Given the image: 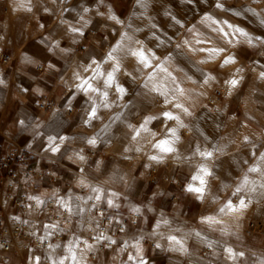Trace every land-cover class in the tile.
Returning a JSON list of instances; mask_svg holds the SVG:
<instances>
[{"label": "crops", "instance_id": "obj_1", "mask_svg": "<svg viewBox=\"0 0 264 264\" xmlns=\"http://www.w3.org/2000/svg\"><path fill=\"white\" fill-rule=\"evenodd\" d=\"M135 3L136 22L143 24L137 29L138 34H147L149 43L159 44L158 48L165 47L167 38L159 37L157 27L148 24V29L145 28L146 18L149 20L146 23H150L152 17L145 12V4H138L137 0L72 1L59 11H54L51 4L36 2L31 6L32 11H22L14 17L11 11L6 19L0 21V245L2 240H13L9 250L0 246V264H36V257L40 258L39 264H52L53 260L69 257V242L77 238L80 242L71 245L77 256L85 248L84 240L95 245L93 251L86 253V264H132L127 256L136 254L132 245L140 237H143L140 239L141 255L147 264L264 262V235H258L257 228H251L252 222H259L257 219L264 216V201L258 204L254 200H245L247 207L241 212L219 213L226 200L231 198L232 203L237 204L238 198L229 193L222 197L206 194L200 201L185 191L191 176L201 165L193 153L197 146L204 150L203 137L211 135V130L205 128L206 124L216 131L224 126L232 142L243 141V137H249L252 131L246 120H240L231 129L232 118L227 117L225 106L208 107L209 96L221 81V60L213 65L199 64L197 61L206 60V56H193L186 45L197 49L221 48L224 40L228 49L224 48L219 58L227 55L237 57L236 63L225 66L232 74L239 67H243L246 74V68L238 66L237 62L252 61L260 53V45L254 43L255 47H250L235 36L222 38L213 30L215 26L209 28L205 24H196L194 31H183L177 43L183 45L182 48L174 45L162 57L151 59L150 68L143 67L133 56L136 63L127 69L122 50L113 53L111 61H106V57ZM110 15H115L122 23L110 20ZM131 23L132 20L130 26ZM73 28L80 31L73 32ZM145 30L148 31L143 32ZM199 32L202 36L198 37ZM197 39L207 43L212 41V45L199 46ZM228 39L232 44L227 42ZM185 40L189 42L186 45L183 44ZM92 59L100 64L103 75L96 76V64L91 63ZM117 62L120 67L114 76L116 83L127 89L124 99L119 98L114 86L106 88L103 83L107 72L112 71ZM124 72L132 74L124 78L121 75ZM75 73H79V77ZM243 73L235 77L231 75L229 79H239ZM208 74L216 79L204 84V76ZM93 76L96 78L92 79ZM149 76H152L151 80ZM82 80H88L101 93L107 91V103L111 107H103L104 99L100 93L79 91L77 85ZM177 87L185 90L184 95L175 91ZM226 89L229 90L228 84ZM90 97L98 106L97 118L90 125H85L83 119L91 106ZM165 98L170 103H165ZM45 99L50 107H42ZM176 103L183 104L191 115L175 108ZM261 103L264 107V96ZM162 111L180 116L185 127L167 120L163 123L153 121L148 125L157 133V139L164 138L166 127L177 128L180 137L175 147L181 159L177 160V153H172L157 163L148 158L157 154V150L152 148L154 141L150 132L142 133L137 140L126 138L124 134L128 131V123L135 124L143 115H157ZM243 111L244 114L252 113L256 121L264 123V110L257 104L246 100ZM117 115L120 119L113 121ZM21 120L23 125L19 123ZM109 124L110 127L101 132ZM98 133L96 145H89L86 138ZM49 136L57 137V143L60 136L69 139L60 145V152L53 154L45 151ZM74 153L84 155L85 161L78 160ZM184 157L190 159L184 160ZM260 157L255 167L264 170ZM80 168L85 170L84 173L79 171ZM80 178L108 193L118 194L116 203L119 208L102 206L108 216L114 217L105 235L116 240V244H96L92 237L97 231V220L92 219L94 215L87 209L82 217L73 215L70 219L66 213L61 215L57 212V196L67 198L71 194L86 199L92 194L88 189L77 186ZM29 196H38L48 204L37 207L28 199ZM213 196L219 199L213 201ZM133 207H140L141 214L132 212ZM161 214L169 223H161L157 229L155 224L161 219ZM202 216H215L220 223H201ZM56 221L60 222L63 231H55L47 239L48 245L37 246L35 237L44 235L43 225ZM19 222L29 227L31 238L12 236ZM120 224L123 230H120ZM183 227L200 233V236L188 241L177 237L187 251H171L173 245L167 239L168 231L183 230ZM157 243L160 248L155 247ZM226 247L242 252L243 256L228 258L224 251ZM64 264L74 262L69 257Z\"/></svg>", "mask_w": 264, "mask_h": 264}, {"label": "rangeland", "instance_id": "obj_2", "mask_svg": "<svg viewBox=\"0 0 264 264\" xmlns=\"http://www.w3.org/2000/svg\"><path fill=\"white\" fill-rule=\"evenodd\" d=\"M81 2L85 0H0V21L7 18L8 12L12 11V17L16 16L22 11H32L31 6L36 2H42L46 4L53 5L54 11H59L60 8L66 6L70 2ZM144 10L152 17L150 23L146 18L145 28L148 29L149 25H155L158 29L157 34L161 38H167V43L165 47L158 48L156 43H149L147 40V34L139 35L137 29H139L141 23L136 22V14L134 11L136 8V3L132 10L130 11L128 18L126 19V25L121 29L118 39L115 40L113 46H116L119 42L125 56L122 58L124 65L127 69L133 68L134 58L128 52L129 47L132 50L143 47L147 52L151 49L156 53L157 57H162L165 53L170 51L174 45L180 41L183 31L189 28H193L196 24H205L209 28L215 26V28H223L224 31L229 33L227 38H234V36L240 41L245 42V38L237 33H234L232 29L224 23L213 24L211 20H203L205 14L211 16L217 21H228L238 27L243 28L252 37H262L264 38V0H220L221 3L225 5V9L222 10L215 7V0H144ZM139 4V3H138ZM30 9V10H29ZM132 15L134 17L132 18ZM148 15L145 14L146 17ZM175 17L177 20L181 21V24H176ZM132 20V26H130V21ZM182 25V26H181ZM145 30L143 32H146ZM125 34L126 37L125 38ZM221 34V33H220ZM202 36L198 33V37ZM222 36V34H221ZM222 38H224L222 36ZM140 41L142 43H136ZM255 44L260 45V53L250 62L240 63L237 62L238 66H244L247 70L246 74L243 73L239 80L240 84L231 90V95H229V90L226 89L225 80L229 79L232 75L229 68H221V81L214 87V90L208 98L214 100L213 104H209L208 107L215 109L217 104H221L226 107L227 117L232 118L231 129L236 126L240 120H246L250 124V129L252 130L249 135V141H239L232 142L230 135L224 126L220 130L216 131L215 128L208 127L205 125L206 129L211 130L210 136L203 137V148L204 150H212L213 145H220L224 148L223 153H216L212 160H204L198 154H196L197 159L200 164L215 165L214 171L215 176L209 178V188L207 194L223 196L227 193L232 194L236 187L240 185L241 181L247 175L249 183L244 186V190L239 194L246 201H256L260 204L264 201V170L258 172H249L248 169L256 165L259 157L264 153V123H259L256 121L254 115L251 113L244 114L243 105L245 101H250L257 104L261 109L264 107L261 103V99L264 96V79L259 78V72L264 70L260 67L264 64V45L259 44L254 41ZM197 44V43H196ZM205 45H212V41L209 43H204ZM204 44H198L203 46ZM197 45V46H198ZM188 51L195 57L206 56L208 59V54L205 52H193L191 48L186 45ZM221 48L228 47L224 44L222 40ZM1 56V50H0ZM207 63L204 64H215L221 58L215 57L214 60L209 58ZM259 61V63H254ZM129 74L124 72L121 74L124 78L128 77ZM221 92L220 95L217 93ZM254 153V155H253ZM246 161V162H245ZM223 185H227L224 187ZM251 190V191H250ZM238 203V199L236 201ZM260 221L264 220V216L257 219ZM186 229V228H185ZM169 230L170 235H174L182 238L183 240H191L196 238L195 233L191 229L185 230ZM258 235H264V226L259 225L257 227Z\"/></svg>", "mask_w": 264, "mask_h": 264}, {"label": "snow or ice", "instance_id": "obj_3", "mask_svg": "<svg viewBox=\"0 0 264 264\" xmlns=\"http://www.w3.org/2000/svg\"><path fill=\"white\" fill-rule=\"evenodd\" d=\"M189 2H191V0H189ZM137 3L142 4L143 0H137ZM215 7L218 9H222V10H230V9H225V5L223 3H221L220 0H215ZM109 19L115 21L117 24L122 23V21H120L115 15H110ZM172 19L175 20L176 24H181V21L177 20L175 17H172ZM203 20H211L213 24H219V23L226 24L228 26V28L233 30L234 33H237L240 36L244 37L246 43L250 47H255L254 41L258 42L259 44L264 45V38H262V37H255L254 38L248 32H246L243 28L238 27L234 24H231L228 21H223V22L217 21L207 14L204 15ZM153 27H155V25H153ZM213 30L217 31L218 33H221L224 38H227L229 36V33L224 31L223 28H216ZM72 31L73 32H79L80 30L77 28H73ZM188 31L192 32V31H194V29L189 28ZM125 38H127L126 34H125ZM227 42L229 44H232L231 39H228ZM136 43H142V42L137 41ZM161 43H163V42L161 41ZM188 43L189 42L187 40H185L183 42V44H185V45ZM196 43L197 44H204V43H207V41L197 39ZM121 47H122V45L118 42L117 45L114 46L111 49V51L108 52L107 57H106V61L113 60L114 59L113 53L117 52L118 49H120ZM157 47H159V44L157 45ZM182 47H183V45H181V44L177 45L178 49H180ZM191 51H193V52H197V51L198 52H205L208 54L209 58H214V57L220 56V54L223 53L225 51V49L224 48H218V47H211V48H203L202 47L199 49L191 48ZM128 52L132 56L136 57L138 63L143 65V67H145V68H150L152 66L151 59L156 58V53L154 51H152L151 49H148V51L146 52L143 47H141L137 50H132L129 47ZM262 55H264V53H262ZM236 61H237V57L235 55L223 56L221 58V62L219 64V67L224 68L226 65L236 63ZM207 62H208V60L197 61V63H199V64H204ZM91 63L96 64V69H95L96 76L103 75V73H101V71H100V64L97 62V60L92 59ZM254 63H259V61H256ZM88 67H91V65H88ZM88 67L85 68V71L88 70ZM119 67H120L119 62H117L115 67L113 68V70L110 72H107V78H106V80L103 81V83H104V86L106 88L114 86L116 92L119 94V98L124 99L127 95V89L124 86L116 83L115 76H114V72L118 71ZM260 67L262 69H264V64H261ZM243 72H244V68L239 67L235 70V73H233L232 75H233V77H235L236 75L243 73ZM75 75L77 77H79V73H75ZM169 75H171V74H169ZM96 76H93L92 79H95ZM259 78L264 79V70L259 72ZM148 79L151 80L152 76H149ZM188 79L191 80L192 77H188ZM215 79H216V77L214 75L208 74V75L204 76L203 83L208 84L211 80H215ZM173 80L175 81V77H173ZM240 82L241 81L239 79H236V78H231V79L225 80V83L229 85V95H231V90L235 89L240 84ZM0 83H2V81H0ZM193 83H195V81H193ZM145 86H147V85H145ZM77 89L79 91L86 93V94L88 92L100 93V95H102V97L104 99L103 107L104 108H110L111 107V105H109L107 103L108 92L103 91L101 93L100 90L98 88H94L92 86V84L89 83L88 80H82V82L79 85H77ZM175 91L178 92L180 95H184V92H185V90L183 88H179V87H177L175 89ZM161 95H164V93H161ZM89 99L91 101V106L85 112V118L83 119V123L85 125H90L91 122L97 118L98 106L96 105L94 99H92L91 97ZM165 103H170V101H168L167 98H165ZM125 107H127V105H125ZM174 107L177 109H180L186 115H191V112L189 111V109L184 107L183 104H181V103H176L174 105ZM119 119H120V115H117V116L112 118L113 121L119 120ZM165 120L176 121L179 127H181V128L185 127L180 116L174 115L171 111H162L161 113H159L157 115H143L141 117V119L138 120L135 124L134 123H128L126 125V128L128 129V131L124 134L126 138L130 137V139H132V140H137L138 138H141L142 133H149L150 132L151 136L153 138V141H154V142H152V148L157 150V154L156 155H150L148 158L150 160L156 161L157 163L163 161L166 155H169L172 153H177V149L175 147V144L180 140V137L177 135V128H175V127H166L164 134H163L164 138H161V139H157L156 138L157 133L155 131H152L148 127V125L153 121H160L161 123H163ZM19 123L21 125H23L24 121L21 120V121H19ZM109 127H110V124L105 125L104 128L101 129V132L106 131ZM72 138L75 139L76 137H72ZM67 139H69V137L60 136L59 137V143H57V137L49 136L48 137V145H47V148L45 149V151H50L53 154L60 152V150H61L60 145L63 144L64 141ZM86 139H87V143L89 145L95 146L97 143V140L99 139V133L94 137H89ZM243 141L248 142L249 138L247 136H244ZM128 150H130V149H125V151H128ZM137 151H139V149H137ZM223 151H224V148L220 145H213L212 150H201L199 148V146H197L193 155L198 154L204 160H212L214 157V154L223 153ZM73 155H74V157L78 158V160H80V161H85V159H86V157L84 155H81L80 153H74ZM253 155H254V153H253ZM176 159L177 160L181 159V156L179 155V153H177ZM183 159L188 160L190 158L184 157ZM260 160L262 162H264V153L261 154ZM214 168H215L214 164H212V165H208V164L199 165L196 173L191 176V181L185 186V191L188 193L194 194L196 196L197 200L203 201L205 198V195L208 192L209 178L214 177L216 174L214 171ZM259 170L260 169H258L255 166L250 167L248 169L249 172H257ZM79 171L81 173H84L85 170L83 168H80ZM193 182H198V183L194 184ZM248 183H249V181L247 179V175H245V177L241 181L240 185H238L236 187L235 191L232 193V196L238 198V203L233 204L232 199L229 198L228 200H226L222 204V206L219 208L218 212L219 213L241 212L243 209H245L247 207V203L245 202V199L242 196H239V194L244 190V186L247 185ZM77 186L84 188V189H88L92 194L89 195L86 199L82 198V197L73 196L71 194H69L67 196V198L57 196L55 199V203L58 206L57 212L60 213L61 215L66 213L67 218L70 219L73 215L82 217V215L85 213L86 209L89 213H91L92 210L95 209L97 216H93L92 219L97 220V223H96L97 231H96V234L92 237V239L95 240L96 244H101L102 242H104L103 246H111V245L116 244L117 243L116 240L112 239L110 236L105 235L103 231L98 230L100 228V221H99V219H97V217H105L109 220L114 219V217L106 216V213L103 210L102 206H106L107 208H119V204L116 203V200L119 199L118 194L115 192L108 193L104 189H101L100 187L93 186L90 183H88L86 181V179H84V178H80L77 180ZM223 186L227 187V185H223ZM262 187H264V185H262ZM28 199L30 201H34L35 205L37 207H39V206H45L46 207L48 204L47 200H43L38 196H29ZM217 199H219L218 196H213V201H215ZM81 201H83V205L81 204ZM89 201H92V203L89 204ZM29 207H31V205ZM131 211L138 214V215L141 214V208L140 207H133L131 209ZM149 211H151V209H149ZM13 219H17V218L14 217ZM116 222L118 224L120 223L119 220H117ZM25 223H26V221H25ZM161 223H163L164 225H168V223H169V221L163 217V214H161V219L156 222L155 228L158 229L161 226ZM201 223H207V224L211 225L214 223L218 224V223H220V221L217 220L215 218V216H202L201 217ZM43 228L45 230L44 235L38 237V239L40 240L41 243H44L55 231H57V230L63 231V229L60 228V222L59 221L53 222L51 224H45V225H43ZM120 230H123L122 224H120ZM222 231H226V230H222ZM153 235H155V232L153 233ZM195 235L200 236V233H195ZM161 236H163L162 233H161ZM140 239H143V237L138 238L136 240V242L132 245V247L135 248V250H136V254L135 255L129 254L127 256V260L132 262V264H147V261L141 255L142 248L140 245ZM167 239L173 245V247L170 248L171 251H180V252H186L187 251L186 248L184 247L183 242L181 240H178L176 238V236L170 235L167 237ZM79 242L80 241L77 238L76 241H70L69 246H68L69 257L74 262V264H81V261H85L86 253L93 251L95 248L94 244H90V243H88L87 240H84L83 244L85 245V248L83 250H81L79 256H77L76 252L73 251L71 245L73 243H79ZM0 246H2V245H0ZM125 246H127V242H125ZM49 247H59V245H55V246L49 245ZM155 247L160 248L161 245L159 243H157L155 245ZM224 251L228 254V258H230V259H235L237 256H243L242 252H240V253L234 252L231 247H226L224 249ZM69 257H64V258L60 259L59 261L53 260L52 264H64V261L66 259H68ZM34 259H35L36 264H39L40 258L36 257ZM85 264H86V261H85ZM261 264H264V262H261Z\"/></svg>", "mask_w": 264, "mask_h": 264}, {"label": "built area", "instance_id": "obj_4", "mask_svg": "<svg viewBox=\"0 0 264 264\" xmlns=\"http://www.w3.org/2000/svg\"><path fill=\"white\" fill-rule=\"evenodd\" d=\"M221 92L218 91L217 95H220ZM210 104H213V101H211L209 99ZM42 107H50L49 101H47V99L44 100V102L41 104ZM22 159V158H21ZM12 174H14V171H12ZM103 210L106 213V210L103 208ZM92 214L94 216H97L96 210L93 209L92 210ZM106 216H108V214L106 213ZM97 219H99L100 221V228L98 229L99 231H103L104 234H106L107 232V228L110 225V220L105 218V217H97ZM70 222V221H68ZM259 225H263L264 226V220L260 221V222H252L251 223V228L256 229ZM97 230V228H96ZM12 236L14 238H31L32 237V233L29 229L28 226H26L25 224H21L20 222L18 224H16L15 229L13 231ZM35 244L37 246H42V245H48L49 244V240H46L44 243H41L40 240L38 239V237H35ZM13 245V240L11 241H7V240H2V246L5 250H9Z\"/></svg>", "mask_w": 264, "mask_h": 264}, {"label": "bare ground", "instance_id": "obj_5", "mask_svg": "<svg viewBox=\"0 0 264 264\" xmlns=\"http://www.w3.org/2000/svg\"><path fill=\"white\" fill-rule=\"evenodd\" d=\"M211 101L215 102L214 100H211Z\"/></svg>", "mask_w": 264, "mask_h": 264}]
</instances>
